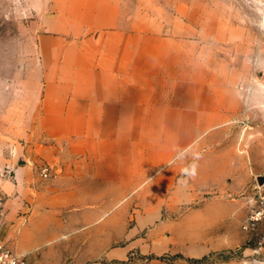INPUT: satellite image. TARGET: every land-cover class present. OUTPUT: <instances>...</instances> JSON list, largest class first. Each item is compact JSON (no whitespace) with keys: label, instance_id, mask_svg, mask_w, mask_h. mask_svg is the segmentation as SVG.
Masks as SVG:
<instances>
[{"label":"rangeland","instance_id":"obj_1","mask_svg":"<svg viewBox=\"0 0 264 264\" xmlns=\"http://www.w3.org/2000/svg\"><path fill=\"white\" fill-rule=\"evenodd\" d=\"M77 2L0 0V169L13 172L2 181V208L15 196L17 169L42 176L44 165L55 168L26 152L27 115L51 61L62 59L70 38L54 36L73 24ZM119 10L120 27L154 30L181 48L182 77L197 85L204 122L209 107L215 116L168 165L109 197L101 219L65 213L28 264H264V247L241 227L264 189V0H119ZM171 167L168 194L150 197L149 184L162 185ZM215 203L236 208H200ZM218 210H233L232 219L218 220Z\"/></svg>","mask_w":264,"mask_h":264},{"label":"crops","instance_id":"obj_2","mask_svg":"<svg viewBox=\"0 0 264 264\" xmlns=\"http://www.w3.org/2000/svg\"><path fill=\"white\" fill-rule=\"evenodd\" d=\"M68 18L73 24L54 37L70 39L37 85L25 131L26 152L54 164L55 175L17 169L15 196L0 216V241L28 261L44 236L57 234L65 213L85 223L101 219L109 197L124 196L157 165H168L215 116L209 107L204 122L197 85L182 77L181 48L154 30L120 27L119 0L77 2ZM175 170L165 169V182L149 184L148 195H167ZM216 214L231 220L233 210Z\"/></svg>","mask_w":264,"mask_h":264},{"label":"built area","instance_id":"obj_3","mask_svg":"<svg viewBox=\"0 0 264 264\" xmlns=\"http://www.w3.org/2000/svg\"><path fill=\"white\" fill-rule=\"evenodd\" d=\"M12 174L11 168L0 169V216L6 196L2 188V181L11 177ZM41 174L47 178L54 176L55 171L50 165H44L41 168ZM241 227L248 234L249 241L256 249L264 247V189L261 187L258 188L253 197L250 210ZM0 264H28V260L0 241Z\"/></svg>","mask_w":264,"mask_h":264},{"label":"water","instance_id":"obj_4","mask_svg":"<svg viewBox=\"0 0 264 264\" xmlns=\"http://www.w3.org/2000/svg\"><path fill=\"white\" fill-rule=\"evenodd\" d=\"M263 180H264V177L260 178V181H261V182H263Z\"/></svg>","mask_w":264,"mask_h":264}]
</instances>
